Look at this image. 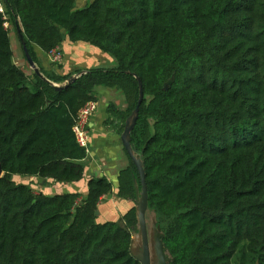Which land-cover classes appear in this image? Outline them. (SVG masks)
<instances>
[{"label": "trees", "instance_id": "obj_1", "mask_svg": "<svg viewBox=\"0 0 264 264\" xmlns=\"http://www.w3.org/2000/svg\"><path fill=\"white\" fill-rule=\"evenodd\" d=\"M76 1L0 0V264H140L135 206L122 225L96 222L106 178L90 179L85 198L12 180L83 179L87 154L72 128L98 87L123 94L125 111L110 104L104 122L119 133L143 93L129 144L169 264H264V0H93L78 10ZM8 20L35 65L34 46L47 54L66 38L116 65L58 92L50 83L70 76L29 79L15 66ZM140 191L131 161L117 196L134 202Z\"/></svg>", "mask_w": 264, "mask_h": 264}, {"label": "crops", "instance_id": "obj_2", "mask_svg": "<svg viewBox=\"0 0 264 264\" xmlns=\"http://www.w3.org/2000/svg\"><path fill=\"white\" fill-rule=\"evenodd\" d=\"M92 1L93 0H77L75 7L77 10L83 9ZM1 6L3 8V5ZM58 48L62 54V61L58 65H53L49 62L47 54L43 53L39 48L33 47L37 59L36 67L39 69L40 73L42 71L46 74L65 77L83 74L92 69L113 68L116 65L115 60L111 56L87 43H70L66 38ZM13 63L28 76L29 79H32V76L35 75L28 66L23 54L21 63H18L19 65L14 61ZM57 86H61V84ZM95 94L96 111L89 124V146L88 152H86L87 156L82 161V165L84 166L83 179L75 183L61 184L52 180L35 182V180L39 178L33 177L30 179V183H37L40 187L37 189V187L32 184L26 186L36 195L42 194L43 196L52 197L58 194L69 193L79 194L85 198L88 192L87 183L90 179L106 178L111 185V194L100 200L97 207L98 216H96V222L99 224L114 222L111 221V218L115 215L117 216L116 221L119 219V222L126 211L133 207V202L121 199L117 196L118 173L130 164L131 159L121 142L123 132H118L119 125L115 121L113 126L107 128L104 122L108 119L107 107L110 104L114 105L120 111H125L126 105L123 94L116 88L107 89L98 87L95 89ZM129 120L130 117L127 119L126 124L129 123ZM130 153L137 159L139 158L133 152L132 148H130ZM35 191H38V193ZM132 257L134 258L133 255Z\"/></svg>", "mask_w": 264, "mask_h": 264}, {"label": "rangeland", "instance_id": "obj_3", "mask_svg": "<svg viewBox=\"0 0 264 264\" xmlns=\"http://www.w3.org/2000/svg\"><path fill=\"white\" fill-rule=\"evenodd\" d=\"M6 28L8 29L9 32V38H10V45H11V50H12V55H13V61L19 65L18 63H21L22 59V50H21V45L18 40V35L16 32V27L15 24L13 23L12 20H8L6 23ZM62 85V84H61ZM33 177H28V176H13L12 180L16 184H21V185H35L37 189L40 187L39 184L35 183H30V179ZM42 180L38 179L35 180V182H41ZM38 193V191H35ZM140 196V193H139ZM133 206L137 207V203L134 201ZM102 217V216H101ZM100 217V218H101ZM115 217V218H114ZM99 218V219H100ZM117 216H113L111 221H116ZM119 220V219H118ZM116 221L120 225H122V221ZM104 222V221H102ZM160 217L155 214L154 211L152 210H147L145 213L144 217V229H145V234H146V240H147V246H148V254H149V260L150 264H163V258H162V246L159 242V236L161 235L160 233ZM171 220L168 221L170 223ZM167 224L163 222L161 226H166ZM132 233V244H131V254L136 257L143 258L144 256V245H143V238L141 233L139 234L138 227L136 230H131ZM167 263L169 264V258L167 257Z\"/></svg>", "mask_w": 264, "mask_h": 264}, {"label": "water", "instance_id": "obj_4", "mask_svg": "<svg viewBox=\"0 0 264 264\" xmlns=\"http://www.w3.org/2000/svg\"><path fill=\"white\" fill-rule=\"evenodd\" d=\"M16 32H17L20 44L22 46L24 58L28 64V66L30 67V69L33 71V73L36 76H38L40 79L45 80V78L40 73L39 69L36 67L35 63L32 61L31 57L29 56V53L25 47L22 35L20 33L19 26H16ZM80 75H82V74H80ZM77 78H78V75L70 76L69 79L64 84H62L61 86H57V85H54L52 83H50V84L55 88L56 91L59 92V91H63L64 89L68 88ZM142 99H143V93L140 90L138 103H137L133 113L130 116L129 123H127L125 126V129L122 133L121 142L123 144L124 149L127 150L128 154L130 156V159H131L133 165L135 166V168L137 170L139 180H140V186H141L140 196H139V194L136 195L135 202L137 203L136 210H137L138 230H139V234L141 233L142 238H143L144 256H143V258H134V259L136 261H138L140 264H150L146 234H145V229H144V217H145L146 211L148 210L145 173H144V169H143L141 160L139 158L137 159L135 156H133L130 153L131 146L129 144V135H130L131 131L133 130L135 124H136L137 116H138V112H139V106L142 102ZM1 177H2V171L0 168V178ZM95 216H98V212L95 213ZM160 237H161V235L159 236V242L161 244ZM161 246H162V244H161ZM162 252H163V254H162L163 264H168L167 263V256L165 254L163 246H162Z\"/></svg>", "mask_w": 264, "mask_h": 264}, {"label": "built area", "instance_id": "obj_5", "mask_svg": "<svg viewBox=\"0 0 264 264\" xmlns=\"http://www.w3.org/2000/svg\"><path fill=\"white\" fill-rule=\"evenodd\" d=\"M0 11H3L1 5ZM47 56L49 62L53 65H58L62 61V54L58 47L47 53ZM79 76L80 74H78V77ZM95 111L96 103L90 101L80 108L76 117L74 118L72 131L74 133L76 142L80 147L84 148L86 152H88L89 146V124Z\"/></svg>", "mask_w": 264, "mask_h": 264}]
</instances>
